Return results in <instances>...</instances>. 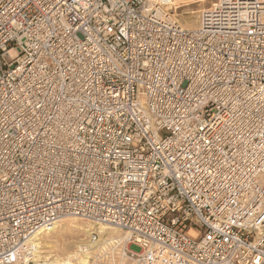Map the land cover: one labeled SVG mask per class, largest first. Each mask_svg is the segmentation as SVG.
Listing matches in <instances>:
<instances>
[{
  "label": "built area",
  "instance_id": "obj_1",
  "mask_svg": "<svg viewBox=\"0 0 264 264\" xmlns=\"http://www.w3.org/2000/svg\"><path fill=\"white\" fill-rule=\"evenodd\" d=\"M223 2L0 0V264L64 219L83 254L264 264V0Z\"/></svg>",
  "mask_w": 264,
  "mask_h": 264
},
{
  "label": "rangeland",
  "instance_id": "obj_2",
  "mask_svg": "<svg viewBox=\"0 0 264 264\" xmlns=\"http://www.w3.org/2000/svg\"><path fill=\"white\" fill-rule=\"evenodd\" d=\"M174 2V3H173ZM219 0H171L172 12L175 18L185 28H191L198 23L199 14L202 10L211 8L214 4H217ZM191 18L193 21L190 26L186 25V18ZM75 225H74V224ZM70 225L75 226L71 228ZM87 226L77 220L69 219L62 221L57 224V228L47 234H44L39 239V246H41L39 251L51 252L50 254L54 257L64 260H69L72 262H78L79 260H84L88 262L87 264H133L130 260L123 259L119 252H111L109 255L102 256L101 253L105 250H101L100 254L93 253L88 257H77L75 254L76 245L81 243V241L86 237ZM105 233L106 237L111 240L115 239L120 242V246L124 245L123 235L117 231L107 230ZM112 231V232H111ZM52 244V245H51ZM119 244V243H118ZM129 248V247H128ZM63 260V261H62ZM39 264H59L53 263L50 260H40Z\"/></svg>",
  "mask_w": 264,
  "mask_h": 264
},
{
  "label": "bare ground",
  "instance_id": "obj_3",
  "mask_svg": "<svg viewBox=\"0 0 264 264\" xmlns=\"http://www.w3.org/2000/svg\"><path fill=\"white\" fill-rule=\"evenodd\" d=\"M179 1V0H178ZM174 3V2H173ZM223 4H224V9L226 10V12L228 13V14H235V13H237L240 9H244V8H251L250 6H247V5H245L246 4V2H245V0H224V2H223ZM202 12V11H201ZM175 16V15H174ZM186 19H188V20H186V25L187 26H190L191 25V23H192V19L189 17V18H186ZM198 25V23L195 25V26H193V27H191V28H194V27H196ZM65 220H69V219H64V220H62V221H65ZM73 220H77V221H79L78 219H73ZM61 221V222H62ZM80 222H82V221H80ZM82 223H84V222H82ZM74 224V223H73ZM86 226H87V228H86V230H85V233H86V236L90 233V231L93 229L90 225H88V224H86V223H84ZM75 225V224H74ZM70 227L71 228H75V226H73V225H70ZM57 228V225H55V226H53V227H51L50 229H48V230H46V231H43V232H41V233H39L36 237H35V240H34V242H35V244H36V252H35V254H34V262H39V259L40 260H46V261H48V260H50L51 262H53V263H59V264H87L86 262H84V260H79L77 263L76 262H72V261H69V260H62L63 262H61V259H59V258H55L54 257V255H52V254H50L51 252L49 251V252H46V251H39L40 250V248H41V246H39L40 244H39V239L44 235V234H47V233H50V232H52V231H54L55 229ZM107 230H113V231H117V230H114V229H106V228H102V227H100L99 228V230H98V233L100 234V236H101V238H108V239H110L109 237H106L105 236V233L107 234L108 233V231ZM112 232V231H111ZM118 232V231H117ZM86 238V237H85ZM123 240H124V236H123V238H122ZM119 240V239H118ZM117 240V241H118ZM120 242H121V240H120ZM80 244V243H79ZM76 245V251H75V254H76V256L77 257H85L86 258V256L88 257L89 256V254H83V253H79L78 252V248L79 247H81L80 245ZM52 245V244H51ZM122 246H126V243H125V241H124V245L122 244ZM129 246H127V248H128ZM94 253V252H93ZM93 253H91V254H93ZM96 253V252H95Z\"/></svg>",
  "mask_w": 264,
  "mask_h": 264
}]
</instances>
